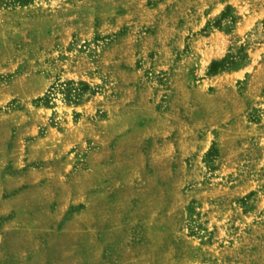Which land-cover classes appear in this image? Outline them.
<instances>
[{"label": "rangeland", "instance_id": "1", "mask_svg": "<svg viewBox=\"0 0 264 264\" xmlns=\"http://www.w3.org/2000/svg\"><path fill=\"white\" fill-rule=\"evenodd\" d=\"M0 264H264V0H0Z\"/></svg>", "mask_w": 264, "mask_h": 264}, {"label": "trees", "instance_id": "2", "mask_svg": "<svg viewBox=\"0 0 264 264\" xmlns=\"http://www.w3.org/2000/svg\"><path fill=\"white\" fill-rule=\"evenodd\" d=\"M226 63V59L222 61H214L210 66V72H216L218 69L223 68V65ZM234 63V62H231Z\"/></svg>", "mask_w": 264, "mask_h": 264}]
</instances>
